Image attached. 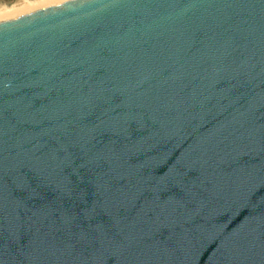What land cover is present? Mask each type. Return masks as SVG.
<instances>
[{
  "label": "water",
  "instance_id": "obj_1",
  "mask_svg": "<svg viewBox=\"0 0 264 264\" xmlns=\"http://www.w3.org/2000/svg\"><path fill=\"white\" fill-rule=\"evenodd\" d=\"M0 264H264V0L1 21Z\"/></svg>",
  "mask_w": 264,
  "mask_h": 264
},
{
  "label": "rangeland",
  "instance_id": "obj_2",
  "mask_svg": "<svg viewBox=\"0 0 264 264\" xmlns=\"http://www.w3.org/2000/svg\"><path fill=\"white\" fill-rule=\"evenodd\" d=\"M18 0H0V11L2 10H4V12L6 13H8L9 15L12 13V12H14V9H15V7H16V5H17V2ZM24 5H26V6H29L28 7V14L30 13V12H34V11H36V10H40V9H43V8H47V7H50V5L51 6H53V5H57V4H60V3H63V2H66L65 0H20ZM67 1H69V0H67ZM44 3V4H43ZM45 3H46V5H45ZM55 3V4H54ZM41 4H43L42 5V7H41ZM48 4V5H47ZM31 6H33V7H31ZM40 6V7H39ZM35 7V8H34ZM34 8V9H33ZM11 12V13H10ZM6 13V14H7ZM26 13V12H25ZM8 14L7 15H3V16H5V19L4 18H1V19H3L4 21L8 18V20H10V19H12V17H15V15H10V17L8 16ZM27 14V13H26ZM25 14V15H26ZM20 16H23L22 14L20 15ZM19 15H16V17L15 18H17V17H20ZM0 19V20H1ZM3 20H1V21H3ZM0 21V22H1Z\"/></svg>",
  "mask_w": 264,
  "mask_h": 264
},
{
  "label": "bare ground",
  "instance_id": "obj_3",
  "mask_svg": "<svg viewBox=\"0 0 264 264\" xmlns=\"http://www.w3.org/2000/svg\"><path fill=\"white\" fill-rule=\"evenodd\" d=\"M61 1H62V0H61ZM65 1H67V0H65ZM16 3H17V5H16V7H15V9H14V12H12V13L10 12V13H11L10 15H15V14H16V15H19V16H20L21 14H22V15H25L26 13L28 14V11H29V10H28V7H29V6L24 5L20 0H18ZM43 4H44V3H43ZM43 4H41V7H42ZM54 4H55V3H54ZM45 5H46V3H45ZM47 5H48V4H47ZM51 5H52V4H51ZM51 5H50V6H51ZM31 7H33V6H31ZM39 7H40V6H39ZM34 8H35V7H34ZM34 8H33V9H34ZM42 8H43V7H42ZM36 11H37V10H36ZM25 12H26V13H25ZM6 13H7V12H6ZM6 13L4 12V10H3V11L1 10V11H0V19H1V18H4V19H5V16H3V15H7V14H8V13H7V14H6ZM30 13H31V12H30ZM10 15L8 14L9 17H10ZM16 15H15V17H16ZM15 17H12V19L15 18ZM1 20H3V19H1ZM1 20H0V21H1ZM6 20H8V18H7ZM3 21H4V20H3Z\"/></svg>",
  "mask_w": 264,
  "mask_h": 264
}]
</instances>
